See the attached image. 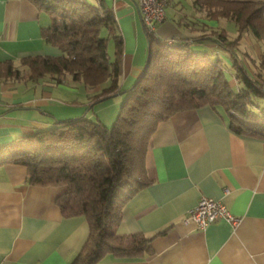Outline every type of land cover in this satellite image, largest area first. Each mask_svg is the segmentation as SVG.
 Returning <instances> with one entry per match:
<instances>
[{
	"label": "crops",
	"instance_id": "0c3cea01",
	"mask_svg": "<svg viewBox=\"0 0 264 264\" xmlns=\"http://www.w3.org/2000/svg\"><path fill=\"white\" fill-rule=\"evenodd\" d=\"M194 1L167 0L165 20L154 35L187 41L195 53H213L227 67L231 58L214 39L217 33L234 38L236 27L224 18H207ZM106 3L123 40L118 85L125 93L144 69L149 43L136 0ZM49 24L48 15L29 0H0V63L10 61L20 70L19 77L0 80V146L63 120L102 121L107 110L93 107L100 86L86 88L70 76L61 83L49 76L34 82L25 78L22 58L59 55L41 36ZM250 36L242 35L238 50L243 42L251 49L254 58L242 51V62L258 67L254 76L259 78L264 45ZM106 37L114 57V40ZM227 117L220 108L204 106L157 125L146 154L151 182L123 206L116 228L119 235L150 238L151 253L137 259L107 254L98 264H264V138L234 133ZM62 193L60 187L30 185L23 166H0V264H71L89 229L83 216L62 217L55 203ZM202 197L220 201L238 223L219 220L204 230L185 223L187 211Z\"/></svg>",
	"mask_w": 264,
	"mask_h": 264
},
{
	"label": "trees",
	"instance_id": "16d2710c",
	"mask_svg": "<svg viewBox=\"0 0 264 264\" xmlns=\"http://www.w3.org/2000/svg\"><path fill=\"white\" fill-rule=\"evenodd\" d=\"M29 1L48 15L50 24L41 36L59 55L22 58L25 78L34 82L49 76L61 83L68 75L86 88L109 80L93 96L95 103L118 94L123 40L106 0ZM194 4L204 9L207 18H224L234 24V38L217 33L214 41L228 52L236 81L264 96V85L248 74L237 53L246 32L264 45V2L195 0ZM103 28L115 43L112 60L108 38L101 36ZM146 38L144 69L125 91L111 128L98 119L77 117L0 146V166L25 167L30 185L63 188L55 199L62 217L83 216L87 221L88 237L71 264H98L107 254L137 259L151 253L150 238L140 233L119 235L116 228L123 206L151 182L146 154L159 123L177 112L209 106L226 112L234 133L264 138V111H254L244 93L231 88L221 58L197 54L187 41L167 43L154 34ZM257 62L264 69V52ZM19 76L12 62L0 63V80Z\"/></svg>",
	"mask_w": 264,
	"mask_h": 264
},
{
	"label": "built area",
	"instance_id": "2783aa9c",
	"mask_svg": "<svg viewBox=\"0 0 264 264\" xmlns=\"http://www.w3.org/2000/svg\"><path fill=\"white\" fill-rule=\"evenodd\" d=\"M140 11L144 31L153 35L158 24L165 20L167 0H136ZM170 43L171 40H166ZM223 220L232 225L238 219L232 215L224 204L209 198H200L194 207L187 211L185 223L192 224L195 229L204 230L208 225Z\"/></svg>",
	"mask_w": 264,
	"mask_h": 264
},
{
	"label": "rangeland",
	"instance_id": "374dc122",
	"mask_svg": "<svg viewBox=\"0 0 264 264\" xmlns=\"http://www.w3.org/2000/svg\"><path fill=\"white\" fill-rule=\"evenodd\" d=\"M165 13H166V8H165ZM231 25H232L231 26L232 29L234 30L235 29L234 25L233 24H231ZM245 35H249L250 36L251 34H250V32H246ZM101 36L102 37H106L107 36L106 31H105L104 28L101 30ZM240 47L241 48H239V50H237V53H238V58L241 59V62L244 59L243 55H242V51L248 53L249 57L254 58L253 54L251 53V49L248 46H246L244 42L240 44ZM262 47H264V46H262ZM107 52H108V58L111 60L112 57H113L112 56L113 45H112L111 41H109V44H108V47H107ZM209 56L213 60L217 58L216 55L213 54V53L210 54ZM146 60H147V54H146ZM146 60H145V63H146ZM242 64H243V66L245 67V69L247 70L248 74L251 77L256 78V80H258L262 85H264V74L260 75L259 78L254 76V74L260 73V71H261L258 67H254L252 64H250V62L248 60L246 62H242ZM234 73H235V69L233 67H231L230 64H228L227 68L225 70V74H226L225 76H226V80L229 82V85L231 86V88L235 92L239 90L240 92L244 93L246 98H248V100H249V104H250L251 108L254 111H256V112L264 111V96H260L258 94H255V93H253V91H251L250 89H248L246 87L244 88V86L241 83H238L236 81ZM66 77H68V75ZM82 85H83V83L80 82V86H82ZM99 86H100V89H103L104 87H107L108 86V81L103 82ZM83 87H84V85H83ZM94 95H96V94H93V96ZM126 96H127L126 93H119V94H116V95H114L112 97H108L103 102H100V103L98 102L95 105H93V107L96 106L97 111L100 108H102V107H105V106L107 107V110L103 111L101 113V118H102L101 122H103L107 127H109V128L112 127V124L115 122L116 117L118 115V112L120 110V107H121L124 99L126 98ZM60 98H61V100H63L62 97H60ZM102 103H105V104H102ZM55 104L59 105L60 101H57ZM98 105H100V106H98ZM89 113H90V110H89Z\"/></svg>",
	"mask_w": 264,
	"mask_h": 264
},
{
	"label": "water",
	"instance_id": "95a60500",
	"mask_svg": "<svg viewBox=\"0 0 264 264\" xmlns=\"http://www.w3.org/2000/svg\"><path fill=\"white\" fill-rule=\"evenodd\" d=\"M112 96H114V95H111L110 97H112Z\"/></svg>",
	"mask_w": 264,
	"mask_h": 264
}]
</instances>
